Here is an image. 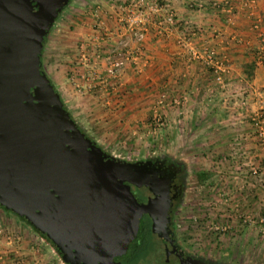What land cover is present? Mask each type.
<instances>
[{
    "label": "crops",
    "instance_id": "crops-1",
    "mask_svg": "<svg viewBox=\"0 0 264 264\" xmlns=\"http://www.w3.org/2000/svg\"><path fill=\"white\" fill-rule=\"evenodd\" d=\"M126 1L103 0L100 18L92 6L77 9L76 20L50 32L43 65L71 114L123 132L147 130L149 119L164 115L220 162L233 155L235 186L262 191L264 134L251 116L264 106V0H151L162 9L139 40L121 21ZM208 49L226 69L222 83L213 65L193 56ZM20 231L0 234V264H61L33 230Z\"/></svg>",
    "mask_w": 264,
    "mask_h": 264
},
{
    "label": "water",
    "instance_id": "water-1",
    "mask_svg": "<svg viewBox=\"0 0 264 264\" xmlns=\"http://www.w3.org/2000/svg\"><path fill=\"white\" fill-rule=\"evenodd\" d=\"M69 0H0V204L25 216L70 264H124L142 216L170 254L167 203L77 126L40 62ZM152 192L139 200L132 188Z\"/></svg>",
    "mask_w": 264,
    "mask_h": 264
},
{
    "label": "rangeland",
    "instance_id": "rangeland-1",
    "mask_svg": "<svg viewBox=\"0 0 264 264\" xmlns=\"http://www.w3.org/2000/svg\"><path fill=\"white\" fill-rule=\"evenodd\" d=\"M102 3L103 0H70L57 16L50 32L55 28L61 30L66 22L76 20L77 9L87 11L90 6L96 9L98 5L102 9ZM98 13L100 18L101 10ZM50 32L45 44L50 39ZM74 118L105 152L119 160L131 162L168 155L182 161L187 169V182L174 217L176 237L185 249L225 264H264V189L259 193L253 190L252 193V190L235 186V173L230 172L234 170L233 155L220 162L222 156H213L215 154L210 153L203 141L197 145L186 137L185 124H168L161 114L149 119L147 130L138 127L134 132L108 129L104 125H92L81 122L76 116ZM158 119L164 124L158 126ZM201 173L206 176H201ZM225 173L228 177L226 182ZM253 198L258 200L257 204L252 203ZM24 228L33 230L50 250L54 248L39 230L17 213L0 207V234H20ZM149 233L150 256L135 264H155L152 260L163 255L159 239L152 230ZM52 252L51 259L69 264L56 249Z\"/></svg>",
    "mask_w": 264,
    "mask_h": 264
},
{
    "label": "flooded vegetation",
    "instance_id": "flooded-vegetation-1",
    "mask_svg": "<svg viewBox=\"0 0 264 264\" xmlns=\"http://www.w3.org/2000/svg\"><path fill=\"white\" fill-rule=\"evenodd\" d=\"M131 162H136L138 164L134 168V175L141 181L146 180L151 183L154 189L159 193L161 202L167 203L168 206V214L164 217L166 221L165 228L171 235L173 245H169V250H172V252L168 255L162 248L163 259L168 264H225L217 259L191 253L181 245L176 237L174 211L176 205L181 202L180 200L182 199L187 182V169L182 161L173 156L159 155ZM132 190L139 200H147L148 197L152 195V192L146 187L132 188ZM144 223H147L151 229L152 218L147 213L141 218L138 235ZM155 235L160 241L158 234L155 233ZM124 256L125 255L120 258L122 261Z\"/></svg>",
    "mask_w": 264,
    "mask_h": 264
},
{
    "label": "built area",
    "instance_id": "built-area-1",
    "mask_svg": "<svg viewBox=\"0 0 264 264\" xmlns=\"http://www.w3.org/2000/svg\"><path fill=\"white\" fill-rule=\"evenodd\" d=\"M255 0H242V5H250ZM120 13H124V17H121V21L125 22V25L127 26V30L131 32L134 36V39H142L146 35L149 25L152 22V17L155 13L161 12L162 5H160L157 1H145V0H130L127 2H124L120 6ZM167 8V6H165ZM169 8V7H168ZM100 6H96L95 9V15H99L100 11ZM169 10V9H168ZM172 11L169 10L166 15H169L170 21L173 20V15ZM158 26L161 27L163 25V20L158 19ZM197 28L194 30V32H197ZM101 37L102 38H108L111 36V32L107 29H101ZM123 47L127 48V55H132L133 52L131 51L130 48V39H123L122 41ZM193 56L196 58L203 59L206 61L208 64L213 65L215 67V74H216V80L219 83H222L224 81V75L223 73L226 71V69L223 67L219 61H217V58L215 56L214 51L211 50H206L200 52H194ZM264 105V103L262 104ZM252 121L255 122L260 129V134H264V106L260 111H257L256 113H253L252 116ZM158 126L163 125L164 121L161 119H158ZM264 220V218H262ZM55 249L53 248V251Z\"/></svg>",
    "mask_w": 264,
    "mask_h": 264
},
{
    "label": "trees",
    "instance_id": "trees-1",
    "mask_svg": "<svg viewBox=\"0 0 264 264\" xmlns=\"http://www.w3.org/2000/svg\"><path fill=\"white\" fill-rule=\"evenodd\" d=\"M70 1V0H69ZM64 9V7L62 8V10ZM61 10V11H62ZM60 11V12H61ZM59 12V14H60ZM58 14V15H59ZM57 18V17H56ZM55 18V20H56ZM54 24V23H53ZM50 32V29L47 31L46 35L43 37V41H42V47L40 49L39 55H40V62H41V66L46 74V76L49 78L51 84L54 86V89L58 92V94L60 95L57 87L55 86V84L53 83V81L51 80V78L47 75L45 69H44V65H43V59H42V54H43V48L45 45V41L47 39V34ZM61 97V95H60ZM62 100V98H61ZM63 102V100H62ZM64 107L66 108V110L68 111L70 117L77 123V126L82 130V132H84L88 137H90L85 130L78 124V122L75 120V118L73 117V115L71 114V112L69 111V109L67 108V106L65 105V103L63 102ZM91 138V137H90ZM92 139V138H91ZM93 141H95L94 139H92ZM96 142V141H95ZM97 143V142H96ZM99 145V144H98ZM100 146V145H99ZM101 147V146H100ZM102 148V147H101ZM107 153V152H106ZM109 154V153H108ZM110 155V154H109ZM112 156V155H111ZM117 159V158H116ZM201 176H206L205 173H201ZM0 207H3L5 209H8L10 211H12L10 208L5 207L4 205L0 204ZM14 212V211H13ZM20 216L23 220H25L27 223L31 224L32 223L25 217L22 215H18ZM146 222V221H145ZM34 227V225H32ZM36 228V227H35ZM36 230L38 231V229L36 228ZM149 232H151L150 226L147 225V223H144V225L142 226V229L140 231V234L134 239V241L130 244L129 250L127 251V253L125 254V256L122 258L123 259V263L125 264H135V263H139L140 259L142 258V260H145L146 258H148L150 256V241H149ZM42 233V232H41ZM42 235L49 241L51 242L52 246L59 252V254L62 257V253L61 251L57 248V246L53 243V241L47 237L45 234L42 233ZM161 252V251H160ZM162 254V253H161ZM163 255L160 257H155L152 260V263L154 262L155 264H168L163 258ZM70 264V263H69Z\"/></svg>",
    "mask_w": 264,
    "mask_h": 264
}]
</instances>
